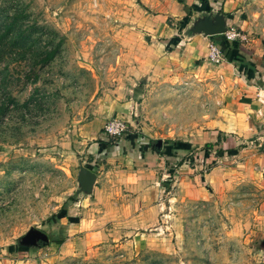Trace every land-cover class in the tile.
Instances as JSON below:
<instances>
[{"label":"rangeland","instance_id":"1","mask_svg":"<svg viewBox=\"0 0 264 264\" xmlns=\"http://www.w3.org/2000/svg\"><path fill=\"white\" fill-rule=\"evenodd\" d=\"M215 12L244 36L220 37L236 58L207 53L179 73L162 41L178 47ZM10 23L18 44L34 42L25 56L6 45ZM0 37V264H264V142L197 143L210 121L239 109L249 57L264 66V0H0ZM114 100L127 105L120 116L106 111ZM114 117L126 124L119 140L180 144L196 171L174 175L179 161L166 162L158 220L94 241L71 235L60 210L78 201L80 128L100 133ZM216 165L234 167L224 189L191 193ZM33 230L47 239L29 238Z\"/></svg>","mask_w":264,"mask_h":264},{"label":"crops","instance_id":"2","mask_svg":"<svg viewBox=\"0 0 264 264\" xmlns=\"http://www.w3.org/2000/svg\"><path fill=\"white\" fill-rule=\"evenodd\" d=\"M185 39L178 47H175L172 37L162 41L164 49L168 48L165 59L171 58V63L180 69L178 71L181 74L186 73L185 70H189L190 65L195 64L199 58L206 57L212 42L208 36L201 33L189 32ZM227 49L236 58L233 50ZM259 59L257 54L249 57V62L256 65L258 72L249 73L246 81L251 80L248 83L243 81L244 76L239 78L244 83H240L237 101L239 109L232 115L226 114L219 120L210 121L208 130L198 136L197 143H214L221 134L232 138H251V141L258 143L257 146H262L264 106L260 98L264 96V66L260 64ZM250 67L252 68V65ZM131 75L132 73L128 77L125 76L122 81L133 82ZM126 107L127 105L114 100L106 111L110 115L120 116ZM92 133L93 135H90ZM87 134L88 132L80 128V136L84 137L79 142L80 151L75 166L77 172L81 166L93 171L96 179L91 193H79L78 201L67 208L66 218L71 235L83 233L88 239L101 241L115 233L132 235V228H147L158 220L164 208V187L160 183L163 179L161 170L165 169V163L171 160L179 161L174 175L188 178L187 176L196 171V167L190 163L191 158L186 156L185 149H181L180 144L162 143L153 151L147 145L148 139L136 138V134H129L125 139L111 143L103 131L90 132L89 136ZM93 139L100 142H90ZM248 150L247 147L234 149L233 152L237 154L233 156L242 157ZM233 169V166H224L222 169V166L216 165L208 173L200 174L201 182L188 190L195 195L201 193L207 196L217 193L231 180L230 171ZM115 227H118V232H115Z\"/></svg>","mask_w":264,"mask_h":264},{"label":"water","instance_id":"3","mask_svg":"<svg viewBox=\"0 0 264 264\" xmlns=\"http://www.w3.org/2000/svg\"><path fill=\"white\" fill-rule=\"evenodd\" d=\"M189 29L193 34L201 33L204 36L221 35L227 29V20L220 12H215L214 14L208 13L195 20V23H193ZM161 144L162 141L160 139L156 141L157 147H160ZM95 179L96 176L93 171L81 166L78 171L77 183L79 188L77 189V192L84 194L91 193ZM28 237L41 242L47 239L46 235L39 230H33Z\"/></svg>","mask_w":264,"mask_h":264},{"label":"trees","instance_id":"4","mask_svg":"<svg viewBox=\"0 0 264 264\" xmlns=\"http://www.w3.org/2000/svg\"><path fill=\"white\" fill-rule=\"evenodd\" d=\"M207 9H209V8H207ZM7 31L14 33L13 36H10V37L7 38V41L8 42H7L6 45H8L9 50H14V49H17V48H21V50L19 51V54L21 56H25L26 53H28L27 50L30 49L31 45H33L34 42L31 41V38L30 37H27V38L26 37L25 38L24 37H20V43L21 44H18V42H16V34H15L16 26H14L13 23L12 24L11 23L9 24V26L7 27ZM6 35H7V33H6ZM208 37L211 39L212 43L216 44L220 48V50L224 54V57H226L230 61L233 60V59H235L232 56V53H230V51L227 49V47L224 44V42L221 41V39H220L221 35H213V36H208ZM3 39H4V37H0V43L3 41ZM19 46H21V47H19ZM4 47H6V46H4V44H0V52H4L5 51ZM25 47H27V50L24 49ZM249 64L252 65V68L254 69L253 72H258L257 71V67H256L255 64H251V62H249ZM262 87L264 88V84H263ZM108 142L111 143V140L108 141ZM108 142H106V143H108ZM218 142H219V140H217L214 143H206L205 146L206 147H213L214 145L218 144ZM148 143H149V145L152 144V143L154 144V143H156V140L148 139ZM76 201H77V199H76L75 196H70L69 203L64 204L63 207L60 210L61 211L60 213H61V216L62 217H65L66 216V207H67V205L70 204V203L71 204L72 203H75Z\"/></svg>","mask_w":264,"mask_h":264},{"label":"built area","instance_id":"5","mask_svg":"<svg viewBox=\"0 0 264 264\" xmlns=\"http://www.w3.org/2000/svg\"><path fill=\"white\" fill-rule=\"evenodd\" d=\"M221 35H224L227 40H231V41L235 39L244 38V36L241 35V33L238 30L232 27H227L226 31ZM221 55H222V51L220 50V48L216 44L210 43L208 57L210 59H217L220 58ZM260 102L264 106V96L260 98ZM125 130H126V124L119 117H114L108 120L103 126L104 135L106 136V138H108L109 141L110 140L113 141L117 139L119 140L120 138H122Z\"/></svg>","mask_w":264,"mask_h":264}]
</instances>
